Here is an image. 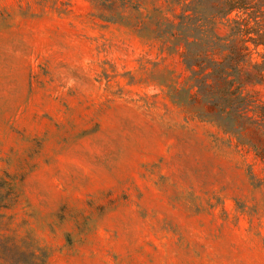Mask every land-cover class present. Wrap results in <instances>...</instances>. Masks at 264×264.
<instances>
[{"label":"rangeland","instance_id":"1","mask_svg":"<svg viewBox=\"0 0 264 264\" xmlns=\"http://www.w3.org/2000/svg\"><path fill=\"white\" fill-rule=\"evenodd\" d=\"M188 14L0 0V264H264V158L206 113Z\"/></svg>","mask_w":264,"mask_h":264},{"label":"trees","instance_id":"2","mask_svg":"<svg viewBox=\"0 0 264 264\" xmlns=\"http://www.w3.org/2000/svg\"><path fill=\"white\" fill-rule=\"evenodd\" d=\"M181 1L191 11L186 17L189 35L195 37L184 41L185 61L192 68L193 86L210 92L206 113L211 120L221 116L222 129L264 158V106L250 108L248 96L234 86L247 66L261 75L256 82L264 83V0ZM218 24L229 27L226 36L217 34Z\"/></svg>","mask_w":264,"mask_h":264}]
</instances>
